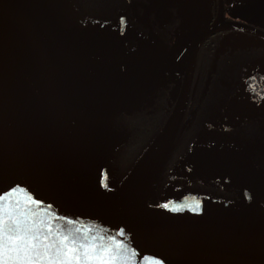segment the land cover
I'll return each instance as SVG.
<instances>
[{
    "label": "water",
    "instance_id": "obj_1",
    "mask_svg": "<svg viewBox=\"0 0 264 264\" xmlns=\"http://www.w3.org/2000/svg\"><path fill=\"white\" fill-rule=\"evenodd\" d=\"M218 2L217 16L189 46L169 117L117 178L111 161L129 133L115 118L110 136L101 134L107 157L101 169L97 136L78 98L77 67L102 98L111 97L115 88L103 70L101 77V65L98 74L92 63L85 23L93 21L82 20L70 0H0V223L26 220L53 233V239L58 233L78 245H94L95 256L111 248L119 254L117 264H264V205L257 202L255 211L242 209L244 215L238 212L243 200L229 205L172 186L163 196L156 193L202 42L220 30L264 38V31L224 20L222 0ZM125 35L124 30L116 31L115 54ZM160 86L123 112L139 109L142 102L149 105ZM191 154L180 162L189 171ZM176 194L182 197L172 199ZM38 259L33 255V264ZM50 261L56 264L51 254L39 264Z\"/></svg>",
    "mask_w": 264,
    "mask_h": 264
},
{
    "label": "flooded vegetation",
    "instance_id": "obj_2",
    "mask_svg": "<svg viewBox=\"0 0 264 264\" xmlns=\"http://www.w3.org/2000/svg\"><path fill=\"white\" fill-rule=\"evenodd\" d=\"M97 6L101 7L97 17L102 23H111L118 32L124 30L126 33L127 28H134L147 38L157 36L166 44L174 42L178 35L179 43L186 44L195 28L193 15L198 5L197 0H98ZM218 10L219 2L213 0L208 23L215 19ZM168 11L171 13L167 17ZM221 12L226 21L244 23L264 31V0H222ZM181 23L183 30L176 33V27ZM228 31L231 30L210 35L198 49L195 63L203 49L211 48L220 52L218 65L210 68L211 73L203 75L194 63L187 103L161 169L159 197L172 186L187 194L236 203L240 200L239 182L245 185L246 178L250 180L248 176L239 175L248 169L259 173L250 183L252 187L245 190L262 192L257 201L264 205V91L253 89L254 81L264 79V48L221 46L220 37ZM128 41L133 45L132 40ZM209 61L211 65L213 60ZM182 76L183 71L177 86L168 82L157 88L149 105L142 102L139 109L128 114L121 112L116 117L117 125L131 132L133 129L144 130L145 139L160 130L174 107ZM249 82L251 101L241 116H236L235 99ZM133 115L140 116L141 122L128 121ZM190 152L193 163L189 171L188 165L184 163L180 167V162ZM173 169L175 176H171ZM207 171L211 173L207 174Z\"/></svg>",
    "mask_w": 264,
    "mask_h": 264
},
{
    "label": "rangeland",
    "instance_id": "obj_3",
    "mask_svg": "<svg viewBox=\"0 0 264 264\" xmlns=\"http://www.w3.org/2000/svg\"><path fill=\"white\" fill-rule=\"evenodd\" d=\"M212 1L197 0L198 6L196 14L193 15L195 21L193 20L192 23V25L195 24V28L190 32L186 44L179 43L181 38L178 35L175 36L174 42L166 44L157 36L147 38V35L139 30L127 28L124 44L121 45L120 51L115 54L114 51L116 48L113 47V43L116 41L117 30L114 26L111 23L94 21L85 23L87 38L93 53L92 63H95V66L98 68V74H100L99 70L101 65L102 78H104L102 76L104 75L102 74L103 70L107 77L111 76L115 82L112 96L102 98L98 93L99 91L92 88L89 83H85L84 76L81 74V68L77 67V78L79 82L78 98L81 108L97 136V142L101 149L98 159V164L101 169L103 166L106 168L105 162L107 161V157L105 155L103 156L104 145L99 140L101 134L104 133L110 136L111 131L109 125L112 124V120L114 121L120 112L136 107L159 84L165 85L168 82H173L175 86L178 85L179 74L184 69L186 55L192 39L210 20L212 15ZM170 13V11L167 12V17ZM183 27L184 25L181 23L180 26L176 27L175 32L178 33L183 30ZM128 40H132L133 45H129ZM228 44L238 47L253 45L264 48V39L247 32L231 30L223 33L220 37L221 46ZM104 84L105 81L102 82L103 86ZM251 98L252 91L249 82L245 90L237 95L235 99L234 107L236 116H241L250 103ZM104 129H106V132H103ZM137 134L141 138L146 136L144 130L138 131ZM105 151H108V149ZM258 173V171L255 172V170H252L250 172L246 169L244 173L241 172L239 175L241 177L245 176V178L247 176L250 177V180L246 178L245 185L241 182L238 185L240 200L244 201V207L238 208L240 214L245 215V211H242V209L255 211L252 207L255 205L259 206L257 197L263 193L253 191L249 193L245 190L247 187H252L250 183ZM179 197H182V194L173 195L172 199H179ZM226 202L229 205H236L238 203Z\"/></svg>",
    "mask_w": 264,
    "mask_h": 264
},
{
    "label": "snow or ice",
    "instance_id": "obj_4",
    "mask_svg": "<svg viewBox=\"0 0 264 264\" xmlns=\"http://www.w3.org/2000/svg\"><path fill=\"white\" fill-rule=\"evenodd\" d=\"M53 235L44 233L40 225L28 224L26 220L12 218L11 223H0V264H9L10 260L14 264H33V255L47 259L50 254L56 264H73V261L89 264L98 259L104 264H117L119 260V254L113 253L111 248H103V255L95 256L92 254L94 245H78L75 239L70 240L67 235L60 236L58 233L53 239ZM39 259L36 264H39Z\"/></svg>",
    "mask_w": 264,
    "mask_h": 264
},
{
    "label": "trees",
    "instance_id": "obj_5",
    "mask_svg": "<svg viewBox=\"0 0 264 264\" xmlns=\"http://www.w3.org/2000/svg\"><path fill=\"white\" fill-rule=\"evenodd\" d=\"M104 1L105 0H103V2ZM70 2L73 5V7H75V9L79 12L80 18L82 20L102 22V20L99 19V17H97L101 12L100 10L101 7L97 6L98 0H70ZM219 53H220L219 50L213 51L211 50V48L203 49L202 53L198 57L197 63H195L197 70L200 71V73H202L203 75L211 73L210 68L213 69L214 67H216L215 66L216 64L218 65L217 59L219 57ZM210 59L213 60L211 65H209L211 63L209 61ZM257 88L264 91V79L253 82V89H257ZM140 118H141L140 116L134 117L133 115L132 118L130 119L128 118V121L141 122ZM126 130L129 133V137L127 141L123 142L117 147V150L111 161V164L113 166V174L117 178H121L122 176H124V174L128 171V169L130 168L134 160L137 158V156L147 146V144L152 139L154 134H156L159 131V129H157L156 131L152 132L148 138L145 139L146 136L144 138H141L137 134L138 130L133 129L132 132L130 129H126ZM175 172L176 171H174V169L171 170V176H175ZM160 184H161V171L157 178V184H156L157 194H159Z\"/></svg>",
    "mask_w": 264,
    "mask_h": 264
}]
</instances>
